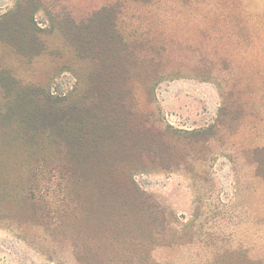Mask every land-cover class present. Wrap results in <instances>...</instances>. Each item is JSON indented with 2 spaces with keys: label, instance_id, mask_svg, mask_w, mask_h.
<instances>
[{
  "label": "rangeland",
  "instance_id": "rangeland-1",
  "mask_svg": "<svg viewBox=\"0 0 264 264\" xmlns=\"http://www.w3.org/2000/svg\"><path fill=\"white\" fill-rule=\"evenodd\" d=\"M27 21L50 33L42 53ZM45 161L72 186L40 191ZM40 162L36 196L55 200L24 201ZM84 249L94 264L264 260V0H0V264Z\"/></svg>",
  "mask_w": 264,
  "mask_h": 264
},
{
  "label": "trees",
  "instance_id": "trees-1",
  "mask_svg": "<svg viewBox=\"0 0 264 264\" xmlns=\"http://www.w3.org/2000/svg\"><path fill=\"white\" fill-rule=\"evenodd\" d=\"M32 3V1H30ZM21 8V7H19ZM34 24V23H33ZM27 29L28 31H21L20 34H25L28 33L30 36H33V41L35 42V44H38V47L40 49V52L42 53L43 51V47L38 43L39 38L41 37L40 35H49L50 33L48 32H43L40 31L38 32L36 30V27L34 29L32 22H28L27 21ZM113 30L112 31H116L114 28V24H111ZM113 32V34H114ZM110 34V33H109ZM113 34L111 36L108 37V39H113L111 38L113 36ZM40 54H37V56H39ZM44 88H40V91H43ZM37 96V95H34ZM23 98L25 97L23 94H18V98H16V100H18L19 98ZM44 100H45V104H47L50 107H55L57 105H60L65 99H58L57 97H53L52 95H50V93H47L45 96H43ZM25 100V98H23ZM24 117H27L26 115H24ZM30 118L27 117V120H29ZM68 125L65 124L63 126H60L59 128H57V131L60 133L62 132L64 129H67ZM64 139L66 141L68 140H76V131L73 130L72 128H69L68 132L64 134ZM66 163V162H65ZM42 169V163L40 162V164L37 165V167L35 168V170H37L34 173V177L29 179L27 173H23L21 174V179L18 182V187H19V193L21 195V197L23 198L22 200L27 201V202H35V201H44L47 199V201L50 202L54 201L52 198H48V196H42V197H37L36 196V186L38 185V182L36 183V176H42L41 175V170ZM40 171V172H38ZM38 173V174H37ZM45 176L42 178L45 181L46 187H44L43 189H41L40 191H44L45 193L47 192V188L48 185L50 184V186H60V187H64V189H68L70 186H72L73 178H72V174L70 172V170L67 167H64L63 165L58 164V162L56 161L55 165L52 162H46L45 161ZM36 175V176H35ZM39 179V178H38ZM135 191V190H134ZM39 192V191H37ZM55 192V190H54ZM136 193V192H134ZM90 242V240H89ZM77 245V244H76ZM88 246H91L90 243H88ZM78 247V246H76ZM86 249L82 250V252H74L75 253V258L77 260L78 263L80 264H94L93 262H90L91 258H92V254H90L91 250L87 249V251H85ZM84 252V254H83ZM231 258L230 260L232 261V264H264V260H257V261H252L250 260L247 255H245L244 252H237V253H231L229 254V257Z\"/></svg>",
  "mask_w": 264,
  "mask_h": 264
}]
</instances>
